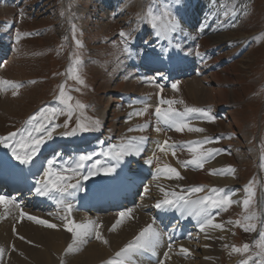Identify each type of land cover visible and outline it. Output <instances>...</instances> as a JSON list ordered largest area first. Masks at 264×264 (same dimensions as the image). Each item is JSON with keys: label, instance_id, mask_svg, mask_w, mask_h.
Returning <instances> with one entry per match:
<instances>
[{"label": "rangeland", "instance_id": "rangeland-1", "mask_svg": "<svg viewBox=\"0 0 264 264\" xmlns=\"http://www.w3.org/2000/svg\"><path fill=\"white\" fill-rule=\"evenodd\" d=\"M196 1L201 3H196ZM226 3H228V0H216V2H210V0H182L181 4L173 5L172 11L176 19L179 20L183 31L174 34L171 43L161 39L162 45L159 47L167 49H162L166 54H168V50L171 53L175 51L173 49H178L182 57L186 51V53H192V49H198L201 53L210 51V53L212 52L213 61H216L218 66L222 67L218 72L226 68L230 69L232 81L226 82L224 88L235 91V96H233L235 101H231L223 108L214 103H200L201 99L192 97V92L189 93L187 86L184 85L189 83L195 85L198 82L205 87L204 89H212L216 85L207 82L206 78L210 79L208 72L205 74L202 71L186 83H180L177 89H170L171 91L166 92L165 95L168 98L167 100L183 101V103L172 105L176 110L184 111L185 107H204L201 109L214 116V121L210 122L207 119L202 124H206L207 128L209 127L204 132V136L215 143L214 149L222 150L219 153L220 156L225 158L226 168L231 166L235 171H239L237 172L239 175L238 189L243 191L245 195H247L245 186L249 184V181H253L252 188L255 196L249 211L257 214L258 219L252 221L257 224V232H245L241 227L235 226V232H233L235 240L232 245L239 247L245 242L252 245L258 238L259 231L264 230V226H262V220H264V0H235L238 10L235 16L229 15L227 17L222 14L223 10L219 9V4ZM149 4L155 6L158 11H163L165 5L172 4V0H0V44L3 39L1 38L3 37L2 33H10L6 36L15 39H17V33L21 34L19 42L10 41L15 46H12L10 42L8 43V45L10 44L8 47L9 52L12 51L13 54L8 52L7 55H9L5 56L8 62L6 68L8 69L3 70V67L0 68V80L22 84L23 87L19 89V94L22 91L25 94L22 111H16L17 113L9 111L4 113L2 110L1 113L0 111V134L6 136L9 133L27 128L26 121L28 118L41 107L47 106L51 99L56 98L59 94L60 85L64 84L66 93L74 98L73 104L76 100H79L87 106L83 110L74 112L66 131L76 127L77 119L81 121L87 118L98 119L100 121L99 130L83 132V134L86 136L94 135L96 137L94 143L103 142L107 137L110 139L108 143L111 146L120 144L117 128L121 126L120 117L123 116L126 108L129 109V106L116 103V99L123 97L121 96L123 94H132L136 91H132L133 89L125 91L120 88V84L127 80L129 82L135 81L132 80L134 77L129 75L130 70L126 72L125 68H119L121 63L126 62L125 59L128 56V53L123 52L125 45L122 43L119 33L121 30L130 33L129 46L131 47L135 42L137 44V41L141 45L146 44V50L153 56V52L157 47L152 46L157 41L155 29L141 19ZM240 4L247 6L246 12L239 8ZM102 7L105 9L103 10ZM112 7L114 9H111ZM9 22H12V25ZM200 22L204 23L200 24ZM72 25L76 27L75 37L81 41L82 48L76 46L75 39H73ZM201 25L206 26L203 28L204 33H196L201 30ZM233 25L235 26L233 27ZM207 29L216 31L214 34L223 36L220 39L221 41L216 43V41L210 40ZM24 33H30V35H23ZM68 33L72 35L73 40L71 43L65 41ZM146 33L148 36H146ZM191 35L195 37L193 38ZM146 41L148 43H145ZM176 45H179V47ZM13 47L17 48V53L13 51ZM77 55L82 61L79 65L75 63ZM18 57L23 60L22 75H25V77L13 80L12 75L15 68L20 67L17 62ZM14 58L16 59L14 60ZM132 63L134 61H130V64ZM70 68L72 69L71 75L69 74ZM76 72H79L84 79V86L78 85L75 79L72 78ZM122 72L124 73L119 75ZM31 81H35V83H31ZM180 85L181 87H179ZM77 87H80L81 91H75L74 89ZM10 89L13 90L5 86L4 90L0 91V105L4 97L9 98L8 95H11L10 98L13 97L12 93L9 94ZM153 91L152 89L147 94L151 95ZM3 93L4 95L8 94L3 96ZM61 106L63 107V105ZM164 106L168 107L166 104ZM193 114L195 113L188 116ZM200 115L201 113H196L197 117ZM58 118L59 122L56 119V124H63L68 119L67 115H59ZM201 120L203 119L201 118ZM76 135L80 136L79 134ZM67 137L68 135H65V138ZM73 137L70 135V138L73 139ZM19 139V135L15 137V140ZM88 142L90 141H85L78 148L84 147ZM64 145H67V143ZM1 148H5L3 144H0V150ZM181 159H184V157ZM189 170L192 171V168L189 167ZM189 186L194 187L198 184L190 183ZM198 194L200 193H195L193 197ZM138 205L139 203L136 207ZM228 215L232 221H235L241 219L245 212L244 209H240L238 206L235 207V204H233ZM54 216L48 219V222L58 225L55 229L48 228L36 221L26 220L25 217L24 220L17 216L11 219L12 224L9 225L10 220L6 219L7 215H0V223L10 227L13 239L10 240L11 242L8 241L3 254L0 255V264H18V258L29 259L27 253L18 247L19 244L15 240H21L27 245L26 247H36V249L42 247L37 246V243H33V241L18 233L19 227L26 222L43 229L63 230L66 233L68 240L64 247L65 251L63 250L59 254L63 257L61 264H65V261L69 260L68 255H80L93 244V242L84 243L79 246L80 251L66 252L68 244L72 243V236L63 226L66 221L63 224L58 220L60 219L59 214ZM131 216L133 215L131 214ZM70 220L81 223L76 214ZM116 220L110 222L104 228L101 226L102 223L99 224V227H101L98 228V231L102 235H105V232L109 235H117L122 231L120 225L126 222L122 221L117 225V229L110 231ZM127 221H129V218ZM17 225L20 226L17 227ZM20 237L24 239H20ZM103 237L106 240L108 239L106 236ZM95 241V244H99V240ZM107 241L108 244L101 243L100 245L115 251L113 244L111 245L109 240ZM125 244L127 242L121 248ZM222 246L219 245L217 255L221 252V254L226 253L227 248L225 247L223 251ZM237 254L240 259L233 264L237 262L239 264L247 256V254L243 256ZM16 256L17 258H14ZM233 257L232 259H226V254H223L222 264H227L229 260L233 261ZM101 261L98 264H101ZM60 262L61 258L58 264ZM94 264H97V262Z\"/></svg>", "mask_w": 264, "mask_h": 264}, {"label": "bare ground", "instance_id": "bare-ground-1", "mask_svg": "<svg viewBox=\"0 0 264 264\" xmlns=\"http://www.w3.org/2000/svg\"><path fill=\"white\" fill-rule=\"evenodd\" d=\"M102 9L104 10L105 8L102 7ZM9 24L12 25V22H9ZM214 33H216V31H212V33L210 34L209 36L210 40L216 41V43H218L219 41H221L220 39H222L223 36L217 35ZM2 36H3L2 37L3 39L0 44V57L1 56L5 57L7 56V53L9 52L8 43L10 42V40H12V38L10 36H6V34L4 33L2 34ZM16 50L17 48L13 47V51L16 52ZM14 56L16 57V55ZM141 56H142V52L141 54L138 53V57H140V59H141ZM196 56L197 55L192 57L189 53H187L186 58L189 61H197L200 64H202L201 62H203V64H207L208 62L209 66L207 68L212 66L211 62L208 61V59L202 58V61L200 62L195 59ZM15 59L16 58H14V60ZM17 62H18V65L20 64L19 66L22 67V69H20V67L15 68L14 74L12 75L13 80L20 79V78L22 79L23 77H25V75H22L23 68H24L22 58L18 57ZM7 63L8 62H5L2 65H0V68L3 67L4 68L3 70H7L8 69L6 68ZM139 64L140 66H137V68L145 67L146 70H154V66L148 63L140 62ZM120 65L121 66H119V68H122V67L125 68L126 72L129 70L128 68H126L127 63L123 62ZM217 66L218 65L216 62V67ZM164 69H168V67H164ZM229 70H230L229 68H226L222 70L221 72H218L217 70L215 73L210 74L209 76L210 79L206 78L207 82L212 83L213 85H216V86H213L214 89L213 88L204 89L205 87L201 86V84H199L198 82H196L195 85L193 83L184 84V85L187 86V90L189 91V93L192 92V97L201 99L200 103H204V104L214 103V104H217L219 107L223 108L227 106V104H229L231 101H235V99L233 98V96H235V91L233 89L227 90L226 88H224V84H226V82L232 81V76ZM123 73L124 72H122L119 75H122ZM132 80L135 82L125 81L124 83L120 84V88H123V90L125 91L131 90V89H133L132 91H136V92L139 91L140 95H142L143 97H147L149 100L146 103H142V104L135 102L133 106L128 107L129 109H127L126 107H125L126 110L123 109L125 112L123 113V116H121L119 120L121 123L120 125L122 127L120 126L117 128V131H118L117 136L120 137L119 142L122 140V138L131 137V136L139 137L141 135L147 136L149 140L159 138L160 144H162L164 140L169 139V138H170V143L176 142L178 145H184L186 142H195V141L203 140L204 132H206L207 129H209V127L207 128L206 124L202 125L204 122L200 120L193 121L189 124L193 127L203 128L204 129L203 132H195V131L189 132L187 129H185V131L182 133L176 132L174 129H172L170 133H165L163 131L160 133H157L156 131H154L153 130L154 126H152L151 124L152 123L151 112L154 111L155 107L158 104L156 100L157 95H155V98H151L150 95L147 94L148 91L152 90L150 86L145 87L141 83L136 81L135 79H132ZM179 87H181V85ZM12 91L13 90L10 89L9 94H11ZM182 91L184 90L182 89ZM8 96L9 98L4 97L3 101L1 102L0 111L2 110L4 113H6L7 111L11 113H17L16 111H22L23 110L22 104L24 102V96H25L24 91L20 92L18 96L11 97L12 99L10 98L11 95H8ZM152 99L154 100L151 101ZM116 103H120V100L116 99ZM49 105L51 107L62 108V106L55 99L50 101ZM145 105L148 106L147 114L143 116H138V117L133 116L131 120L128 119L129 113L133 112L134 110L142 109L143 107H145ZM162 107L167 108L164 105ZM145 122L150 123V127L148 128L146 132L141 133L138 131H134V132L128 131L129 128H134L137 125L144 124ZM59 128L56 129L57 136H55L56 134L54 133L52 139L47 140L46 143L42 145L39 153L35 157H38V156L43 157L47 159V161L49 159L61 157L65 161L63 163L65 166L72 165L75 161L78 160L80 156L78 155V153L85 150V148L80 149L81 147L80 148L78 147L81 146L87 140L81 139L78 135H71V136H74L73 139L70 138L69 141H66L67 145H64L66 143H60L63 137L62 132L64 128L63 127H59ZM12 144L14 145V142ZM60 144H63V145L60 146ZM214 144L215 143H213L212 141L209 143H205L202 145L200 150L203 152V151H207L210 149H214L213 148L215 147ZM105 145H108V144H105ZM156 145L157 144L153 143L151 144V146L149 145L147 146V143H145L144 151L140 156H126L123 161L129 162V163L136 162L139 164H144V165L149 166V164L145 163V160L149 158H153L154 162L152 165H150V168H152V170L157 169L158 166L160 169H163L165 165H169L171 167L176 168L177 171L180 173V176L183 178L182 179H176V178L168 179L166 178V174L162 171L159 173L157 172V175L155 176L157 178L155 179L151 175L148 177L143 176L142 178L145 180V184H144L145 186L143 187L144 189L141 191L139 196H137V194L133 195L134 198L137 197V199H135L136 201L134 202H137V204L139 203V205L135 209L133 205L132 211H131V214L133 216H131V219L129 220V222H126L120 225L122 231L119 232L117 235L116 234L109 235L106 232H105V235H102L108 238L107 240H109L111 245L113 244L112 246L115 247L114 249L116 250L113 251L111 249H107V247H103L100 244L93 243L80 255H77V254H71V256L68 255L67 258H69V260H66L65 264H94L96 262L98 264V262L101 260L105 261L107 258H110V256L113 255L116 251L121 249V246L124 243L129 242L130 239L134 237V235L139 233L142 227L144 228L148 224H151L152 216H156L157 217L156 220L159 221V216L157 214V208L154 205L157 203V201L164 199V192L161 191V188L165 189V191L169 193V198H171V193L173 191L177 194H184L185 191H187V189L191 187L189 186L190 183H193V184L196 183L198 184V186H204L205 191L202 193H204L205 195L210 194L209 189L211 188H217V189L222 188L227 193H235V195L232 196V199L235 201H241V203H235V206H238L239 208H243L242 200L246 197V195L244 194L243 191L238 189V183H239L238 176L239 175L237 172L239 171H235L234 174H228V175L210 174L212 170H225V171L227 170L225 166V158L223 156H220L221 154L219 152H217L213 156V158L207 161L206 164L204 163L203 168H199V167L192 166V165L184 167L183 166L184 162L192 158V155H193L192 153L188 152L186 149L183 151H181L180 149H177L176 156L174 157L172 156L170 150H168L166 153L159 152L158 147ZM69 146L71 147L68 148ZM109 149L111 151L113 150L111 148ZM17 150L18 152H21V153L24 151V149H20V148H18ZM89 150L90 149H88L87 151ZM66 151L73 154L74 158H69V156H67L65 153ZM102 152L103 151L96 152V154L98 156H101L99 155V153H102ZM154 153H155V156L153 155ZM52 155H54V157ZM97 155H95L96 159H97ZM95 156L93 157V160L95 159ZM12 157L15 158L12 154L11 148L10 149L1 148L0 165L10 160V158ZM157 157L158 159H156ZM182 157H184V159H181ZM106 158H107L106 160H111L110 157H106ZM47 161H46V167H47ZM88 162L86 166L92 163V161L90 163ZM114 162L116 163V161ZM46 167L44 168L39 167L40 171L42 172L41 174L42 178H43V173ZM189 167H191L192 171L194 172L190 171ZM56 171L57 170H53V175H55ZM0 179H2V177H0ZM4 180L5 179H3V182L0 181V183L4 184L5 183ZM23 184L24 183L21 182L17 185H23ZM124 187H126V184L124 185ZM129 191L130 189H128L127 192ZM20 196H23L25 198L24 207L27 208V210L23 212L26 214L24 216L25 218H28V216H33V217H36L37 220H47L48 221V219L55 217L54 215L56 214H54L53 212H49V213L33 212V208H37V205H38V203L36 202L37 201L40 202V196L34 194V192L33 193L25 192L24 194H20ZM98 197L99 196L95 197V194H94V197H88L82 202L83 206L81 208L92 209V207L95 206L99 210L95 212L86 210L87 212H79V213H76V215H78V220L81 223H87L89 221L94 222V221L100 220V222H102L101 226H103L104 228V227H107V225L110 222L115 221L118 215L114 214L112 210L108 211L107 213L100 212V210L101 208L113 207L112 204L115 201L113 199L115 198H111L109 201H107V199L102 200L103 198L100 199ZM104 204L105 206L102 207L101 205H104ZM0 206L2 205L0 204ZM229 208L230 207H228L226 211L217 210V209L212 210L213 215L215 217L214 222L223 223L225 225V228L223 230L215 229L209 226V228H207L205 232H201L199 223L197 222L196 224H193L194 226H193L192 231L197 230L196 231L197 234H195L193 238L188 239L187 241H184L182 243H177L176 245L172 246V250L169 252V257L165 258L164 264H215V258H216V264H222L223 259H224L223 254H226V259L227 258L232 259V256H234L233 257L234 260L233 261L229 260L227 264H233L235 263V261H238L239 259L238 254L231 251L232 246H233L232 244L234 243V240H235L234 234H233V232H235L234 231L235 226L233 224L228 223L229 220H232L230 216L228 215ZM217 212H219L218 215L216 214ZM0 215H7L6 219L10 220L9 225L12 224L11 219H13L14 217L17 216L18 218H20L18 213L17 212L15 213L14 209H11V208L7 209L5 207H0ZM25 218L23 219L25 220ZM194 219L197 220V218L195 217ZM181 220L184 222L187 221L185 219H181ZM184 225H186V223H184ZM19 226L20 225H17V227ZM19 228L20 229L18 233L21 236L28 238L29 240L33 241V243H37L38 244L37 246H42V247H39L40 249H36V247H26L27 245L21 242V240H15L16 242H18L17 244H19L18 247L24 250L27 253L26 255L29 257V259L27 260L18 258L17 259L18 264H58L59 259L61 258L59 254L64 250V247L66 246L67 240H68V236L66 235V233L63 232V230L62 231L47 230L41 227H37L28 222L24 223ZM206 235L209 238H206ZM10 240L11 241L13 240L10 227L8 225L0 223V249L4 250L5 246ZM194 242H197V243H194ZM219 245H223L222 246L223 251H224V248L227 246L226 247L227 250L225 251L226 253L221 254L222 253L221 252L217 255V249ZM181 246L189 249V253L188 254L181 253L180 252ZM165 251H167V249H163V252L161 253L164 255ZM174 257H177V258H174ZM14 258H17V256ZM133 262L135 264H149L145 262V260H143L142 257H139V255L135 258Z\"/></svg>", "mask_w": 264, "mask_h": 264}, {"label": "snow or ice", "instance_id": "snow-or-ice-1", "mask_svg": "<svg viewBox=\"0 0 264 264\" xmlns=\"http://www.w3.org/2000/svg\"><path fill=\"white\" fill-rule=\"evenodd\" d=\"M182 0H172L171 5H165L163 11H158L155 6L149 4L144 15L141 17L146 23L150 24L153 29H155V36L157 37L156 44L152 45L153 47L159 45L161 39L167 40L169 43L172 42L174 34H179L183 31L182 26L178 19L174 16L172 11L173 5L181 4ZM210 2H216V0H210ZM240 9H243L246 12L247 6L244 4L239 5ZM219 9H222V14L224 16H235L237 5L235 0H228L226 4H219ZM235 25H233L234 27ZM201 30H203L205 25H201ZM76 27L72 25L73 39L77 48H82L83 45L79 39L75 37ZM23 35H30V33H24ZM122 38V43L125 47L123 52L131 55V48L129 46V41L131 39V34L126 33L123 30L119 33ZM20 33H17V42L20 40ZM145 43H148L147 41ZM179 47V45H176ZM199 55V53H197ZM75 63L77 65L81 64L79 56H76ZM72 69H69V74L71 75ZM73 79L77 82L78 85L84 86L85 81L79 74L76 72ZM35 83V81H31ZM10 87L13 89L12 95L17 96L19 94V89L23 87L22 84L8 81L0 80V91L4 90V87ZM160 88V91H163L162 86L156 85ZM172 88L177 89V84L173 83ZM75 91H81L80 87L74 89ZM56 99L63 105L62 108L57 107H41L35 114L30 116L26 121L27 125L30 127L19 130L18 132L9 133L4 137H0V144H3L5 148L11 147V151L16 160L21 164H29L33 161V158L39 153L42 145L46 143L47 140H51L54 132L59 127L67 128L69 122L72 118V115L76 110H83L87 107L81 101L76 100L73 104V97L70 94H67L65 91V85L61 84L59 88V94ZM175 103H183V101H174V100H164L162 97L154 109L152 115L156 118V123L153 128L154 131L160 133L166 131L165 127L174 129L176 132H184L187 129L189 132H203V128H197L191 126L187 122V117L191 113H201L207 117L211 122L215 120L214 116H209L208 113L201 108L195 107H185L183 112H179L172 105ZM168 105L167 108H163V105ZM148 106L145 105L142 109L134 110L129 113L128 119L131 120L133 116H143L147 114ZM59 115H67L63 125L56 124L55 120ZM150 127L149 122L144 124L137 125L134 128H129V132H146ZM100 121L98 119L87 118L84 121L77 119L76 127L71 131H66L63 135H76L77 130L80 132H88L93 130H99ZM20 136L19 140H15V137ZM230 138V137H229ZM147 136L141 135L139 137L131 136L122 138L119 145H113V150L111 152H102L99 153L101 156L110 157L111 160L116 161L115 164H106L100 159L93 160V157L97 155L96 153H87L81 154L77 161L72 165H66L62 169L56 171L53 175V167L56 163L55 159H49L47 161V167L44 170L43 178L37 180L35 193L38 196H46L49 199H55L58 204H64L66 197H72L74 191L80 190L81 180H88L92 176H96L100 173L104 175H111L116 173L117 167L124 160L126 156H140L144 151V144L147 141ZM10 142H14V145ZM211 142V139L205 137L201 141L195 142H186L184 145H178L176 142L170 143V138L163 141L162 144L157 145L159 152L166 153L168 150L171 151L172 156H176L177 149L181 151L187 150L192 153V158L184 162V167L189 165L203 168L204 163L213 158V156L222 150L219 149H210L207 151H201V147L205 143ZM195 145V146H193ZM18 148L24 149V151L18 152ZM155 156V153L153 154ZM158 159V157L156 158ZM88 161H92L90 166H87V171L84 169ZM154 162L153 158L145 160L146 164L152 165ZM158 173L164 172L166 178L172 179H182L180 173L176 168L169 165H165L163 169L157 168ZM63 172H71V175L65 176ZM235 169L229 166L227 170H212L210 174L214 175H228L234 174ZM157 177H154V179ZM75 182H72V181ZM253 181H249V184L245 186V192L247 193L246 197L242 200L243 209L245 215L241 219L235 221L229 220V224L234 226L241 227L245 232H257V224L252 222L257 220V214L255 212H250V206L253 203V198L255 192L252 188ZM161 191L164 192V199L157 201L154 205L157 209L160 208H175L177 211L184 214L185 212L189 216H194L197 218L200 231L205 232L207 228L212 227L215 229L223 230L225 225L223 223L214 222L215 217L213 215V209L226 211L228 207L235 203H241V201H235L232 199V196L235 193H227L224 189L211 188L209 193L203 197L197 199H191L192 194L204 192V186H194L187 189L186 194H177L174 191L171 193V198H169V193L165 189L161 188ZM13 203L12 200L0 196V204L7 206L8 204ZM18 206V205H17ZM65 207L70 212L72 205L70 203L65 204ZM131 209L121 211L118 213V219L112 225L110 231L115 230L117 225H119L125 218L131 215ZM217 215L219 212L216 213ZM26 214L21 212V218ZM29 220H34L39 224H42L48 228H57L58 225L49 223L47 220H37L36 217L28 216ZM63 225L64 228L71 233L72 243H70L66 249V252L70 253L73 251H78L81 244L87 243L88 239L93 235L97 240H100L104 244H108V241L104 239L101 232L98 231L99 225H96L94 222L89 221L87 223H76L72 220H67ZM262 226H264V220H262ZM206 238L207 237L206 235ZM20 239H24L20 237ZM162 234L158 231L153 224H148L142 228L139 233L133 238L132 241L125 244L119 251L114 254V257L110 258L105 262V264H129L133 262L137 255H142L143 253H151L153 256L156 255V249L161 243ZM171 240V237H169ZM227 247V246H226ZM172 250V244L169 243L168 251H165L164 256L169 257V252ZM232 252L239 253L242 256L247 254L245 259H242L239 264H264V230H260L258 233V238L253 242L252 245L245 242L242 246H232ZM180 252L184 254L189 253V249L180 247ZM3 254V250L0 249V255ZM157 264H164L163 260H158Z\"/></svg>", "mask_w": 264, "mask_h": 264}]
</instances>
